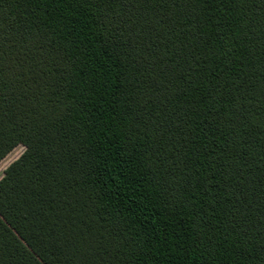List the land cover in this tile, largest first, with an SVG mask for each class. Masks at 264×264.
I'll list each match as a JSON object with an SVG mask.
<instances>
[{"label":"trees","instance_id":"trees-1","mask_svg":"<svg viewBox=\"0 0 264 264\" xmlns=\"http://www.w3.org/2000/svg\"><path fill=\"white\" fill-rule=\"evenodd\" d=\"M0 264H264V0H0Z\"/></svg>","mask_w":264,"mask_h":264},{"label":"rangeland","instance_id":"rangeland-1","mask_svg":"<svg viewBox=\"0 0 264 264\" xmlns=\"http://www.w3.org/2000/svg\"><path fill=\"white\" fill-rule=\"evenodd\" d=\"M26 151V147L21 145L0 162V181L4 178L7 169L22 158Z\"/></svg>","mask_w":264,"mask_h":264}]
</instances>
